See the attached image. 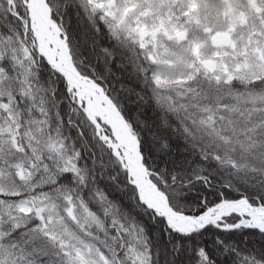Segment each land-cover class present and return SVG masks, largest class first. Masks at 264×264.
Returning <instances> with one entry per match:
<instances>
[{
    "label": "snow or ice",
    "instance_id": "obj_1",
    "mask_svg": "<svg viewBox=\"0 0 264 264\" xmlns=\"http://www.w3.org/2000/svg\"><path fill=\"white\" fill-rule=\"evenodd\" d=\"M0 264H264V0H0Z\"/></svg>",
    "mask_w": 264,
    "mask_h": 264
}]
</instances>
